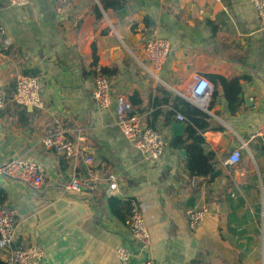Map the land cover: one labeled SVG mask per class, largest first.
Wrapping results in <instances>:
<instances>
[{"label":"crops","instance_id":"crops-1","mask_svg":"<svg viewBox=\"0 0 264 264\" xmlns=\"http://www.w3.org/2000/svg\"><path fill=\"white\" fill-rule=\"evenodd\" d=\"M58 1L10 8L0 0V164L32 161L44 178L38 193L0 179L2 204L18 221L17 243L41 248V264H119L114 250L131 242L128 212L124 221L110 213L113 197L128 207L138 203L151 264H264V144L251 138L264 124V32L249 0H121L117 10L105 9L104 0H65L57 13ZM154 37L168 41L170 54L152 75L141 50ZM103 68L112 97L125 96L144 125L163 135L157 160L145 159L122 135L113 102L95 105L93 78ZM20 74L38 78L43 109L12 101ZM193 76L212 86L206 109L184 98ZM194 108L206 115L202 148L213 168L207 177L191 175L185 147L173 146L185 139V117ZM174 123L184 125L181 136H172ZM52 133L73 142L80 137V159L45 149L41 139ZM242 143L239 165L224 166ZM116 174L112 196L108 185ZM73 176L95 178L94 189L63 194ZM190 208L208 209L195 231L185 216Z\"/></svg>","mask_w":264,"mask_h":264},{"label":"built area","instance_id":"built-area-1","mask_svg":"<svg viewBox=\"0 0 264 264\" xmlns=\"http://www.w3.org/2000/svg\"><path fill=\"white\" fill-rule=\"evenodd\" d=\"M218 1V0H217ZM31 3V0H7L10 8H24ZM65 0L58 1L56 12L61 13ZM258 20L259 31L264 32V0H249ZM5 43V31L0 27V50ZM148 67V71L155 75L165 64L170 54V44L167 40L154 37L144 43L142 50ZM212 91L210 82L199 76H193L187 83L186 99L197 107L206 109L208 96ZM92 98L95 105L100 109L108 108L111 103L115 106L116 124L122 135L133 142L139 153L148 160H157L164 151L163 135L152 128L144 125L142 115L133 111L129 100L118 95L114 98L111 95L110 82L100 70H96L93 78ZM12 101L22 107H31L36 110L43 109V101L40 96L39 80L32 74H20L14 82ZM5 102L4 85L0 81V110ZM179 121H185L184 117L177 115ZM264 144V124L259 125L251 136ZM80 137L75 142L68 141L60 133H52L41 139V145L50 150L58 158L64 160L78 161L80 159ZM246 145L242 143L237 149L224 160V166L233 168L239 165L242 151ZM82 161L89 165L92 158L84 157ZM16 181L28 187L32 192H40L44 186L43 169L35 162L10 159L0 164V179ZM95 178L85 180L71 177L66 185L61 188L63 194H80L94 189ZM118 175L110 177L108 189L110 195L115 196L118 188ZM208 214L207 208H190L185 212L190 231H195L205 220ZM131 242L130 246H118L114 250V258L119 264H130L136 261L137 264H151L145 256V250L150 245V235L142 216L140 207L136 201H129L128 217L125 220ZM17 226L14 211L2 204L0 199V259L3 264H41L44 252L41 248L31 245L22 246L17 243Z\"/></svg>","mask_w":264,"mask_h":264},{"label":"trees","instance_id":"trees-1","mask_svg":"<svg viewBox=\"0 0 264 264\" xmlns=\"http://www.w3.org/2000/svg\"><path fill=\"white\" fill-rule=\"evenodd\" d=\"M104 8H110L113 10L120 9L123 5L121 0H104ZM93 59L95 63V52L93 49ZM100 72L105 76L109 74V70L100 69ZM27 75V74H24ZM185 119L188 121L185 131V139H176L173 141V146H184L187 152L186 167L188 172L194 176L207 177L213 172L212 165L210 163L211 158L204 154L202 145L204 143L201 133L207 128L205 122L206 115L198 109H189ZM108 206L112 216L116 217L120 221H124L125 214L128 212L129 207L127 202H123L119 199L110 197L108 199ZM0 264L3 262L0 259ZM193 264V263H192ZM194 264H199L194 262Z\"/></svg>","mask_w":264,"mask_h":264},{"label":"water","instance_id":"water-1","mask_svg":"<svg viewBox=\"0 0 264 264\" xmlns=\"http://www.w3.org/2000/svg\"><path fill=\"white\" fill-rule=\"evenodd\" d=\"M128 11H129L128 8H124L123 10L121 9V15H123L124 13H127ZM171 130H172L173 137L181 136L184 131V125L182 123H174L171 125ZM214 174L216 175L217 173H214Z\"/></svg>","mask_w":264,"mask_h":264}]
</instances>
